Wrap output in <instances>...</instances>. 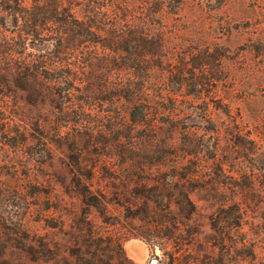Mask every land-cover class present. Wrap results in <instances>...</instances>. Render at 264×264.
I'll return each mask as SVG.
<instances>
[{"label":"rangeland","instance_id":"rangeland-1","mask_svg":"<svg viewBox=\"0 0 264 264\" xmlns=\"http://www.w3.org/2000/svg\"><path fill=\"white\" fill-rule=\"evenodd\" d=\"M85 252L264 264V0H0V264Z\"/></svg>","mask_w":264,"mask_h":264},{"label":"trees","instance_id":"trees-1","mask_svg":"<svg viewBox=\"0 0 264 264\" xmlns=\"http://www.w3.org/2000/svg\"><path fill=\"white\" fill-rule=\"evenodd\" d=\"M90 195L89 194H85V196L83 197L85 199L86 202L90 201ZM88 238L89 240L93 241L95 239H103L102 235H100L98 232H94V230H90L88 233ZM110 242L112 244H116L120 249H121V244H122V239L120 237H114V238H109ZM49 251L48 245L45 243L44 244V250L42 252V259L46 258L47 256V252ZM81 257V256H79ZM110 259L106 261V264H112V258L109 257ZM83 260V263L86 264H95L96 260H97V254L94 252H85L82 255V258H80ZM45 261V260H44Z\"/></svg>","mask_w":264,"mask_h":264}]
</instances>
